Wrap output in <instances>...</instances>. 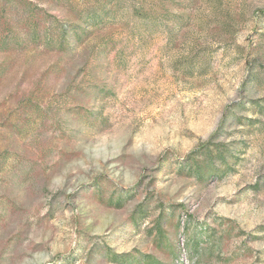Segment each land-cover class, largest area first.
<instances>
[{
	"label": "rangeland",
	"instance_id": "374dc122",
	"mask_svg": "<svg viewBox=\"0 0 264 264\" xmlns=\"http://www.w3.org/2000/svg\"><path fill=\"white\" fill-rule=\"evenodd\" d=\"M0 264H264V0H0Z\"/></svg>",
	"mask_w": 264,
	"mask_h": 264
}]
</instances>
